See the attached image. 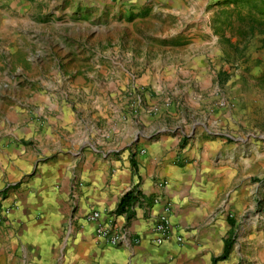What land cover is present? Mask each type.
I'll return each mask as SVG.
<instances>
[{"label":"rangeland","instance_id":"obj_1","mask_svg":"<svg viewBox=\"0 0 264 264\" xmlns=\"http://www.w3.org/2000/svg\"><path fill=\"white\" fill-rule=\"evenodd\" d=\"M31 2L16 10L17 26H0L1 90L17 96L11 107L8 94L1 98L0 118L19 108L10 144L31 155L24 168L1 169L2 200L31 178L56 179L66 223L88 164H110V173L145 136L171 135L178 149L210 137L222 143L214 162L235 172L224 187H235V211H225L235 220L229 262L264 264V220L253 218L264 203V0H212L188 34L172 25L176 17L124 10L123 0ZM193 52L209 56L202 89L186 68ZM165 61L174 64L165 80L175 84H133L142 67ZM59 159L66 165L55 172ZM6 208L13 204L0 202L1 225Z\"/></svg>","mask_w":264,"mask_h":264},{"label":"crops","instance_id":"obj_2","mask_svg":"<svg viewBox=\"0 0 264 264\" xmlns=\"http://www.w3.org/2000/svg\"><path fill=\"white\" fill-rule=\"evenodd\" d=\"M211 1L123 0L122 7L147 8L153 13L176 17L177 23L172 25H183L178 32L188 34L194 32L197 21H202ZM31 4V0H0V26L5 25L7 30L17 26L16 10L29 9ZM208 58L206 53L188 55L187 72L194 74L195 85L201 89ZM171 68L174 69V64L166 61L142 67V76L133 84H149L152 88L173 85L176 80L166 81L164 76ZM2 86L8 87L0 84V90ZM14 89L1 90L0 103L8 94L12 101L9 107L13 106L17 99ZM20 112L19 108L13 109L0 118V176L7 164L24 168L31 160L24 148L10 144L12 125L19 120ZM211 121L221 125L224 120L216 115ZM3 123H8V128ZM175 141L171 135L152 139L145 136L136 147L127 149L122 161H113L110 173L105 174L110 164H88V173L83 174L82 181H75L78 185L75 189L79 191H75L74 209L66 223H62L58 214L57 192L51 189L56 179L31 178L25 183L29 188L22 185L14 196L3 200L0 197L2 205L13 204L7 220L0 224V264H213L212 259L223 252L224 240L232 231L231 218L225 211L230 208L235 211V187L229 194L224 187L235 172L233 167L214 162L222 148L220 141L207 137L190 149H178ZM177 154L192 159L190 165L177 162ZM63 162L59 159L55 163V172L66 165ZM163 180L167 183L159 186ZM135 187L139 199L118 214L116 208L121 197ZM165 202L172 205V231L169 238L158 244L154 241V226ZM263 204L253 218L259 219ZM90 209H99L101 222L105 225L111 222L114 230L125 233L122 243L113 245L97 235L96 223L83 217ZM229 259L230 256L216 264H234Z\"/></svg>","mask_w":264,"mask_h":264},{"label":"built area","instance_id":"obj_3","mask_svg":"<svg viewBox=\"0 0 264 264\" xmlns=\"http://www.w3.org/2000/svg\"><path fill=\"white\" fill-rule=\"evenodd\" d=\"M166 183L167 181L163 180L159 182V186H163ZM158 201L159 198L156 199V202ZM5 210L7 214H9L10 209L6 208ZM171 211H172L171 203L165 202L164 209L154 226V232H155L154 241L158 244L163 243L167 238L171 236V231H172ZM101 215L102 213L99 209H90L83 215V217L86 221L96 223V232L98 236L106 239L113 245L122 243L125 237V233L114 230L111 222L109 225H105L103 222H101ZM257 216L259 217V219L264 220V204L262 206L261 212ZM178 240L182 241L183 239L181 236H179Z\"/></svg>","mask_w":264,"mask_h":264},{"label":"trees","instance_id":"obj_4","mask_svg":"<svg viewBox=\"0 0 264 264\" xmlns=\"http://www.w3.org/2000/svg\"><path fill=\"white\" fill-rule=\"evenodd\" d=\"M139 199V190L135 187L132 190L126 192L120 199L116 212L118 214L124 213L132 204ZM229 223L232 227L235 226V220L233 218L229 219ZM235 243V234L233 232L229 233V236L224 240L223 252L212 259L213 264H216L220 260L227 259Z\"/></svg>","mask_w":264,"mask_h":264}]
</instances>
